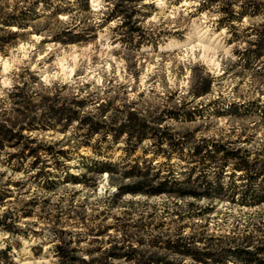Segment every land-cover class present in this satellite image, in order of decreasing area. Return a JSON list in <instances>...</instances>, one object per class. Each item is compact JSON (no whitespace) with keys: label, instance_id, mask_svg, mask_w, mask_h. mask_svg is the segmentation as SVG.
I'll return each instance as SVG.
<instances>
[{"label":"clouds","instance_id":"1","mask_svg":"<svg viewBox=\"0 0 264 264\" xmlns=\"http://www.w3.org/2000/svg\"><path fill=\"white\" fill-rule=\"evenodd\" d=\"M262 242L264 0H0V264Z\"/></svg>","mask_w":264,"mask_h":264},{"label":"trees","instance_id":"2","mask_svg":"<svg viewBox=\"0 0 264 264\" xmlns=\"http://www.w3.org/2000/svg\"><path fill=\"white\" fill-rule=\"evenodd\" d=\"M4 134L8 135V133H4ZM198 154H199V150H198ZM227 155L234 157L237 154L236 153H228ZM239 166L240 165H238V167ZM244 166H246V164ZM154 190H158V189H154ZM262 243H264V242H262ZM61 252L63 253V249H61ZM260 253H264V246L258 247L256 253L248 252L245 250H240L239 256L243 260V264H264V258H262L259 255ZM65 255H66V253H65ZM113 255H115V254H113ZM195 255L198 256L199 254H195ZM143 264H166V262L164 261L163 258H158L155 260H153L152 258H149V260L143 261Z\"/></svg>","mask_w":264,"mask_h":264},{"label":"rangeland","instance_id":"3","mask_svg":"<svg viewBox=\"0 0 264 264\" xmlns=\"http://www.w3.org/2000/svg\"><path fill=\"white\" fill-rule=\"evenodd\" d=\"M21 155H23V154L21 153ZM113 254L117 255V254H118V252H114Z\"/></svg>","mask_w":264,"mask_h":264}]
</instances>
